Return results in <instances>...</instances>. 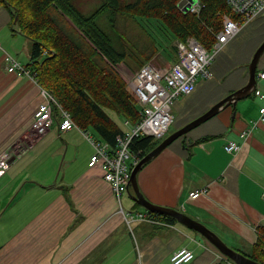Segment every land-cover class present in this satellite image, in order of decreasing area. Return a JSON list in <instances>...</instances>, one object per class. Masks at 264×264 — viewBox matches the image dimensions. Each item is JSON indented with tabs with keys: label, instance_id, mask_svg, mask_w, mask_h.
<instances>
[{
	"label": "crops",
	"instance_id": "crops-1",
	"mask_svg": "<svg viewBox=\"0 0 264 264\" xmlns=\"http://www.w3.org/2000/svg\"><path fill=\"white\" fill-rule=\"evenodd\" d=\"M95 1L73 0V4L88 13ZM247 26L256 29L250 27L252 39L258 41L255 47L264 37V18ZM15 27L10 10L0 6V44L31 71V41ZM240 58L246 64L233 70L228 79L233 84L228 85L234 86L224 93L230 94L248 81L249 56L243 53ZM132 66L124 71L132 74L137 69ZM202 84L191 95L177 97L174 102L179 107L172 105V123L177 114L181 126L189 115L206 109L204 101L210 96L201 98V93L208 92ZM256 87L264 91V82L257 81ZM250 98L248 103L241 99L234 106H224L200 124H214V130L194 137L190 130L172 141L143 165L144 170L142 166L137 182L150 202L182 211L229 247L242 251L256 242L259 229L264 231V124L253 128L248 138L241 134L259 116L264 99L254 94ZM41 101L38 82L26 73H9L0 58V154L19 153L7 167L0 164V264H172L171 255L181 247L194 253L185 264H234L175 218L168 221L145 208L140 210L132 197L130 209L121 208L103 180L101 168L88 165L94 147L81 131H59L57 118L47 132L30 142L34 135L29 124ZM140 119L135 123L123 119V133ZM172 123L159 143L172 133H168ZM229 141L240 145V150L228 153L224 146ZM147 171L156 178L155 184L148 183ZM202 188L207 192L189 197ZM127 213L145 214L147 220L134 216L128 224Z\"/></svg>",
	"mask_w": 264,
	"mask_h": 264
},
{
	"label": "trees",
	"instance_id": "trees-1",
	"mask_svg": "<svg viewBox=\"0 0 264 264\" xmlns=\"http://www.w3.org/2000/svg\"><path fill=\"white\" fill-rule=\"evenodd\" d=\"M179 1L101 0L88 14L72 0H0V6L10 10L18 31L31 41V73L38 84L53 94L80 129L93 131L100 141L114 147L116 135L124 131L123 119L131 123L140 119L137 100L126 89L118 64L131 57L139 68L157 56L171 64L172 42L189 36L210 48L215 42L213 33L220 29L221 15L230 12L225 0H201V17H197L178 9ZM102 16L108 31L98 24ZM123 18L127 21L119 25ZM130 23L141 32L139 35L132 29L135 42L123 27ZM109 112L120 118L121 124ZM53 114L57 120L56 106ZM158 143L150 136L137 137L131 148L144 156ZM259 232L248 251L235 250L264 264V231Z\"/></svg>",
	"mask_w": 264,
	"mask_h": 264
},
{
	"label": "built area",
	"instance_id": "built-area-1",
	"mask_svg": "<svg viewBox=\"0 0 264 264\" xmlns=\"http://www.w3.org/2000/svg\"><path fill=\"white\" fill-rule=\"evenodd\" d=\"M225 1L230 12L221 15L218 31L214 32L213 27L209 28L214 32L215 37V42L210 48L205 47L195 38H190L185 42L176 44L178 60L172 63L170 67L154 68L150 64H144L132 75L133 78L128 85L132 88L131 91L141 106V119L138 123L130 126L128 131L116 135L114 147L106 142L92 139L89 132L83 131L73 122L70 114L57 103L53 94L42 87V101L36 106L28 128L32 131L31 134L34 135L29 138V141L33 142L36 137L43 135L52 127L55 122L53 110L56 106L59 131L65 132L77 129L92 143L94 152L88 165L101 168L103 180L111 187L119 201L121 195L128 189L132 169L143 157L142 151L132 150L131 143L133 139L140 136L162 138L173 122L172 105L177 97L188 96L194 92L197 78L200 76L202 78L209 77L208 66L215 55L251 21L264 18V0ZM202 7L201 0H192L188 5V10L198 14ZM0 58H2L9 73H15L18 76L26 73L37 83L31 71H28L18 60L7 53L1 44ZM256 79L264 82V68L258 70ZM253 93L256 97L264 99V91L260 88L255 86ZM259 124H264V106L259 109V116L251 122L249 128L241 132L242 136L248 138L252 129ZM224 149L228 153H236L240 150V145L234 141H229ZM17 155L19 153L13 151L1 153L0 164L7 167L8 159ZM206 192V188L197 189L190 192L189 197L195 198ZM127 214L124 216L128 224L134 216L147 220V216L142 213ZM127 216L130 220L127 219ZM193 258L194 253L191 249L181 247L173 252L170 260L172 264H185Z\"/></svg>",
	"mask_w": 264,
	"mask_h": 264
},
{
	"label": "rangeland",
	"instance_id": "rangeland-1",
	"mask_svg": "<svg viewBox=\"0 0 264 264\" xmlns=\"http://www.w3.org/2000/svg\"><path fill=\"white\" fill-rule=\"evenodd\" d=\"M92 0H90V3H91ZM130 2L134 1V0H129ZM181 1V0H180ZM179 1V2H180ZM73 2V0H72ZM178 2V3H179ZM90 3H89V6H90ZM101 3L100 0H96L94 3H92V5L94 6L93 8H90V12L94 11L95 8ZM184 5V4H183ZM178 7V6H177ZM203 8V7H202ZM178 9H180L182 11V7H178ZM202 11V10H201ZM201 11L197 14V13H192L190 12L188 9H187V12L189 13H192L194 15H196L197 17H201ZM87 12V11H86ZM183 12V11H182ZM83 13V12H82ZM88 13H85V14H88ZM186 13V12H184ZM127 21V19H124L123 18V21H120L119 22V25H123V23H125ZM98 24L103 28L105 29L106 31H108V28H107V21L105 19L104 16L100 17L98 19ZM127 29L128 32H131V35H130V39L132 42H135V38H136V34L132 32V29H134L135 31L138 32V34L140 35L141 32L138 30V27L133 24L131 25V23L128 25V26H123ZM250 27L252 26H247L246 28L242 29L235 37L234 39L231 41V43H229L228 45H226L222 50H220L214 57V61L212 64H210L208 66V72H209V77L208 78H202L201 76L197 78V86H199V84H202L204 83L208 89V92H203L201 93V98H206L208 95L210 96L209 99H206L204 102H206V109H204L203 111H201L200 113H197L196 115L194 116H191L189 115L188 118H187V121L186 123H184L183 125L180 126L181 124V116L179 114H177V119L174 123H172L170 129H169V132L168 133H171V132H174L175 130L185 126L186 124H188L189 122H191L192 120H194L195 118H197L198 116L204 114L208 109H210L212 106H214L216 103H218L220 100H222L223 98H225L229 93H224V89H230V88H233V86H229L228 83H232L233 82L229 79L230 75L233 73V70L237 69L238 68H241L242 65H245L246 62L243 61L242 58H240L242 56V54L244 53V57H248L249 56V62L247 63V65L250 63L251 59H252V56L255 52V50L257 49V47L260 45V43L264 40V37L261 38V40L259 41V43L254 47L255 43L258 42L257 39H252L253 38V30H256L254 27L253 30H250ZM16 29L18 28V25L16 24ZM18 30V29H17ZM190 38H195L197 41H199L195 36H189L187 37L185 40H179V39H175L173 42H172V48L169 47V52L172 53V58L170 57L169 59L171 60V64L176 62L178 60V52H177V47H176V44L179 43V42H185L186 40L190 39ZM250 46L249 48L247 46H244L242 48V50H239V48L241 47V45H245V44H248L250 43ZM171 49L174 51V52H171ZM162 57L161 56H157V57H152V59L150 60V62L146 63V64H150L151 66H153L154 68H166V67H170L171 64H167V63H163L162 61ZM168 59V60H169ZM131 63L133 64V66L136 65V62L131 58V57H127L122 63L118 64L117 66V71L119 72V74L123 77V79L125 80L126 82V89L129 91L130 94H132L134 96V94L132 93V88L128 85V83L132 80L133 78V74L136 73L140 68H142L143 66L137 68L132 74H129L127 72L124 71V69L127 67H129V65H131ZM145 64V65H146ZM264 65V52L263 54L261 55L259 61H258V70ZM132 66V67H133ZM152 67V68H153ZM245 67V66H244ZM153 68V69H154ZM209 68H211V71L213 73V77H211V71L209 70ZM225 71V72H224ZM224 72V74H223ZM223 74V75H222ZM207 76V75H206ZM203 85V84H202ZM195 91V90H194ZM209 92H211L212 94H209ZM193 93V92H192ZM191 93V94H192ZM190 94V95H191ZM254 93L253 92H250L249 95L243 97V98H240L239 100H243V101H250L252 100L250 98L251 95H253ZM181 98L180 99H183V97L185 96H180ZM175 105V108H178L179 107V104H173V106ZM172 106V108H173ZM179 113V112H177ZM109 114L111 116H113L111 114V112H109ZM115 117V116H113ZM116 118V117H115ZM231 118V116H230ZM117 122L121 124V121H120V118H116ZM237 121V120H236ZM54 125V124H53ZM209 125H212L211 128H209L210 126ZM122 126V125H121ZM180 126V127H178ZM216 128V126H214V124H203V125H200L198 126L197 128L191 130L190 132V136L194 137V136H199V135H202L206 132H210L211 130H214ZM89 133L92 135V136H95V133L93 131H89ZM50 138V135L48 137V139ZM11 159H8V161H10ZM148 163V162H147ZM143 170L145 169L144 166L142 168ZM141 169V170H142ZM141 170L138 172L137 174V182H138V177H139V174L141 172ZM15 171L12 170L10 172V174H13ZM147 177H148V183L149 184H155L156 183V178L154 177H151L149 172L147 171ZM54 178V177H53ZM23 180V179H22ZM139 185V184H138ZM140 188V187H139ZM140 190L143 192V194L145 195V197L149 200V198L147 197L146 195V191L144 189H141ZM133 193V188L130 186L129 187V192L126 190L120 197V205H121V208L125 209V210H129L130 209V205L132 204V199H131V194ZM8 200V198H7ZM150 201V200H149ZM153 203V202H151ZM155 204V203H153ZM18 205V204H16ZM158 205V204H156ZM158 206H162V205H158ZM164 207V206H163ZM138 209L140 210H144L143 207H140L138 205ZM182 212V211H181ZM198 236H200V234H197ZM201 237V236H200ZM202 238V237H201Z\"/></svg>",
	"mask_w": 264,
	"mask_h": 264
},
{
	"label": "water",
	"instance_id": "water-1",
	"mask_svg": "<svg viewBox=\"0 0 264 264\" xmlns=\"http://www.w3.org/2000/svg\"><path fill=\"white\" fill-rule=\"evenodd\" d=\"M190 2H192V0H181L178 3V7L180 8L182 7V11L187 12L188 5ZM263 52H264V40L257 47V49L255 50L252 56L250 63L247 65V71H248L247 83L240 89L228 94L225 98H223L214 106H212L210 109H208L204 114L198 116L197 118L186 124L185 126L175 130L174 132L166 136L157 146H155L152 150L146 153L138 162V164L132 169L129 186L127 189V191L129 192V187L131 186L133 188V193L131 194V197L140 206H142L143 208H145L150 212L175 218L181 224L199 233L209 243H211L219 252H221L223 255H225L235 264H259V263L249 259L247 256L229 247L217 234H215L212 230H210L207 226H205L201 222L187 216L186 214L176 209L158 206L156 204L151 203L139 190L137 184V174L141 170L144 164H146L151 159L156 157L172 141L186 134L193 128L199 126L201 123L207 121L214 115L218 114V112L224 106L226 105L234 106L237 100L249 95L250 92H252L255 88L257 64Z\"/></svg>",
	"mask_w": 264,
	"mask_h": 264
}]
</instances>
